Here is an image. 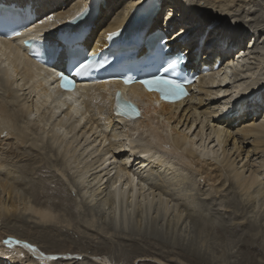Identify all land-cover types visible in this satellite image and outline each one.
Wrapping results in <instances>:
<instances>
[{
    "label": "bare ground",
    "instance_id": "obj_1",
    "mask_svg": "<svg viewBox=\"0 0 264 264\" xmlns=\"http://www.w3.org/2000/svg\"><path fill=\"white\" fill-rule=\"evenodd\" d=\"M5 1H14L21 4L25 2L32 3L33 6H35L36 13L38 15L37 21L44 19L47 14H54V21H61L75 8H79L81 2L84 0ZM148 1L149 0H101V3L98 5V13L93 17V28L87 39L95 37L100 40L103 32L111 29L112 27L123 24L125 18L122 15L125 16V11H128V9L132 8L134 4L137 5L139 2H141L144 6V4ZM161 1L162 4L160 6V10L153 18L143 22L141 26L147 27L148 32L152 31L154 28L162 29L160 20L164 14L161 13L167 9L166 15L170 16L167 17L169 18L167 23L169 26L171 25L172 28L169 29L168 27L163 33L169 38L168 43L171 42V46H178L181 49H193L195 46L199 45V42L202 40L203 44L199 47L201 50L200 53H202V56H199L201 63L211 66L215 62H218L217 69L214 72H208L203 79L198 81L196 89H194L191 97L185 98L182 100L183 102L180 101L174 105L159 104V106H153V103H156L153 99V94H142L138 87H131L128 93L143 98V110L141 116L134 121L126 122L121 119H117L113 115V101L110 97V92L113 88H111L110 85L96 84L93 86H81L72 93H60L56 86L57 80L54 78V71H50L49 69L32 61L25 54V51L19 44L12 41L0 40V218L4 221L5 225L10 223L12 219L22 222V214L27 213L28 217L35 222H32L34 223L32 229L33 231L36 229L38 237L45 238L46 236L43 232L47 235V228L57 232L62 228L68 227L70 224H68L69 222L65 221L64 218L56 219V213L59 212V207L67 201L64 197H62V194L59 195L61 193L59 183L56 182L54 184H50L42 177L44 175H48L49 177V175H54V173L61 174V172H64L66 169H78L81 165H84V169L81 167L79 170L80 173L77 175L78 177L76 176V179H83L91 171V169H96L95 171H97V173L92 176L91 180L93 179L92 181H94V184L98 186L103 181V179L101 180V177H98L101 173L107 178L110 173L114 171V169L116 170L115 175H111V177H109L110 181H108V188L105 186L107 188V194L103 203L104 205H109L108 207L112 210V214L109 216V222L112 229L124 233L126 231L131 232L132 228L135 227L129 226V216L131 213L133 214L136 210L140 213H142V210H147L149 212L151 211V208H154V216L164 218L167 213H169L170 209L167 203L168 199L165 198L164 195L169 197L170 201L177 198H173L174 194L170 193L166 189L168 187L165 188L164 185L161 183L158 184L157 181L154 180L153 170H148L146 171L147 173L144 172L145 175L142 171L136 170V164L140 163L143 165L146 161L155 165L159 164L160 166H166L171 163V161H169L170 159H175L177 161L176 165H178L175 166V172L177 171L176 177L179 181L185 177L186 180L191 183V177H189V175H197L202 177L210 187H214L218 184L219 187H222L227 183V187L230 186L242 192V194H246L245 200L247 203L250 201L253 202L257 195L264 196V72H260L256 75H254L255 72H251L249 79L252 83L246 86H243L240 83L236 84L233 86L235 88L234 93L231 94L228 99H225L223 95H221V93L228 90L230 83L232 85L239 80L237 79L239 74L236 73V68L234 69V81L228 74L230 70L227 71V74L224 73V70L229 63H231L230 65L233 64L232 61L235 60L233 59V56L235 53L237 54V51L244 52V50H241V44L243 41L242 38L244 37L242 33L244 32V28L240 25L234 28L228 26L224 28L213 26L215 23H213L211 19L201 17L196 15L195 12L187 10L191 8L186 7L185 4L181 2L184 0ZM220 1L222 0H219L218 4L216 3L217 0H206L205 4L213 6L214 9L221 10L222 12V10L227 9L228 4L233 3L232 0H226L221 3ZM215 4H217V8H215ZM227 10H229V8ZM225 11L226 10H224V12ZM178 15L180 16V19L175 21V18ZM211 15L218 16V13ZM178 23H180V29L176 30L175 26H177ZM162 24L164 25L165 23ZM45 25L44 30L46 31L47 28H52L54 26V22L49 23L46 21ZM209 26H213L212 31H214V33H212V36L207 35L204 37L205 33L208 32ZM171 30H175L172 32L174 33L172 34V37L170 36ZM181 31H183V33H187V37L182 36ZM255 32L258 35V31L255 30ZM52 34L53 33H48L46 37L49 38ZM180 38L184 41H180ZM258 39L259 37L257 36V40ZM260 48H262V46L260 47V45H258L255 41V43L246 47V52L254 53V50L257 49L255 52L257 53V56H254L260 59L261 56L264 55V49L260 50ZM193 59L194 53H191L189 55V63H185L187 64V68H193ZM223 68L224 70H222ZM262 69L260 71H262ZM261 73H263V77L258 79L257 77L260 76ZM105 89H107V91H105ZM68 96H72L73 99L71 101L67 100ZM230 101H232L234 105L232 110H228ZM211 104H216V108H209L208 106ZM74 106L76 108L75 113H73ZM79 107H81L83 111L79 109ZM200 107L203 108V110L201 109V112H199L201 113V116H204V119L207 118L206 121H208V123L211 122V124L208 125V133L206 132L208 128L204 130L205 126L204 128L202 126V120H204L203 118L199 121L201 124V126L199 125L200 128L198 130L196 129L195 135L193 136L188 135L189 131L185 133L181 132L180 129H178L180 130L178 131L174 128L180 123L181 119L184 121L186 120L185 128H192L197 121V117H195L197 116L195 114L196 109H199ZM57 109H59V111H57ZM177 119L178 121H176ZM170 121H176L174 123L175 126L173 124V128L171 126V128L169 127ZM232 122H240V124H242V126L239 125V129L235 132V134L237 133L242 135L240 142H243L245 145L249 144L251 148L249 150H252L253 154H260L262 156L260 160L261 162L258 166H256V168L246 169L247 171L249 170L248 174H244L246 171H243V169L239 171L234 164V160L237 158L238 160L236 163L241 162L243 159L242 157L239 158L241 156V151L231 160L230 158L232 155L227 158L225 153L226 148L223 147L224 144L226 147L228 138L233 141L231 150L235 149L234 152H236L241 146H236V139L230 131V128H223L220 126V124L232 126ZM48 134L50 135L48 136ZM69 135L72 136V139L66 141ZM46 137H49V140ZM122 137H124V139H126L125 141H128L129 144H132L130 147L139 145L138 147L141 148V152H153V158L156 163H153L148 158L144 160L142 155L140 157L143 161H141L140 159L135 158L131 152L130 160L127 156H125V160L128 159L130 162L125 163L124 160L122 161V158L124 157L122 149L123 143L121 142ZM95 139H98V148L95 147L94 143L97 142ZM211 140L215 141L216 145L214 147L211 145L208 146V142H212ZM210 144L214 145L213 142ZM217 146L218 148L214 150ZM91 147H95V150L89 151ZM101 147L105 148L102 151L103 153L101 152V154H99ZM110 147L114 148L115 153L110 151ZM124 147H126L125 144ZM197 149H200V151H197ZM109 153L110 157H107L106 155ZM205 153H207V155H205ZM218 153L222 154V157L217 158L216 156L220 155ZM245 153V158H247L249 151ZM74 154L76 157H74ZM212 154L215 155L216 162L211 164L212 162L208 163L206 160L204 161V158L207 156L211 155L213 158L214 155L212 156ZM51 155L55 157L49 161L51 162L52 167L50 169L47 166V163L48 157H51ZM13 159L18 160L17 163L20 162V164L13 163ZM109 159H112L111 163H109L110 167L112 165V169L106 168L107 165L104 166L106 161ZM86 161L87 165L84 164ZM149 163H146V166H148ZM260 165L262 166L257 170ZM245 166L246 164L243 163L240 168H245ZM98 170H100V174H98ZM126 173H131V176L136 177L135 189L131 187L133 184L131 176L124 175ZM157 174L156 176H158ZM34 176H36V178ZM120 177H122V179L124 178V181ZM137 177L141 180H138ZM34 179L35 182L33 181ZM117 179H121V186L118 190H113L112 184L115 183ZM79 182L81 183L82 181ZM169 182L171 183V180ZM124 183H127L130 186L127 192L123 189ZM155 184L160 185V187L158 185L156 186V188H159L160 191L159 193H156L158 196L157 199L152 197L148 198L149 196L140 197L139 189L141 190V193H144L142 188L146 189V186H155ZM32 190H34V192H32ZM133 190L137 193L135 200L132 196ZM82 191L83 190H80V193ZM117 192L119 193V200H117ZM32 193L33 197L30 199L32 195H27ZM83 193L84 191L81 194ZM45 197H48V200L44 199ZM192 202L186 201L184 209L190 211L188 218L190 221L196 223L198 221L197 216L194 215V211H196V208L194 207L196 206L194 204L192 205ZM181 214L177 212L174 214L172 218L174 225H177ZM153 220H155V217ZM91 222L92 224H95V222ZM201 223L200 225H202ZM245 224L250 227L249 223ZM148 225H145L146 229ZM88 226L91 227V225ZM108 230L110 229L108 228ZM140 230H142V228ZM26 232L27 230H24L22 234H19L13 229L8 228L6 230L4 229L2 232L4 234L0 233V238L4 236V239L0 244V264H7V262H14L13 264L36 263L31 261L32 258L29 259L23 257L25 261L20 259L22 253L20 248L22 245H7L4 243V241L8 238H12L13 240H20L28 243L32 242L31 244H35V242L29 240V236L27 235L28 232ZM136 232L142 233L144 231L138 232L137 229ZM154 232L159 234V231H156V229H154ZM145 234L146 233H144V235ZM25 239H27V241ZM260 245L261 244L256 243L252 237L247 238V240L241 244V247L248 252V255H251L253 250L256 253L261 252L264 246ZM7 248L11 249V251ZM187 248L188 250L192 248L193 251L192 244L190 248L189 246ZM23 250L24 249H22V251ZM100 250L102 249H99V251ZM41 252H43L45 256L51 255L47 253L46 250H37L36 252L29 253L34 254V257L38 254L41 258ZM191 252L189 253L191 254ZM72 253L73 252L68 253L70 254V257L73 255ZM75 255L79 254L76 253ZM94 256L96 255L94 254ZM192 256L195 258V256L198 255L194 252ZM189 257L190 256H186L187 260L191 263L206 264V261H200V259L194 260L192 257ZM128 261L129 260H127V263ZM43 262L44 264H56L52 260L48 259H46V262ZM242 262H248V264H264L253 261L250 257L246 256L245 253L244 257L241 258L237 264H241ZM39 263H41V260ZM96 263L104 264V262L101 263L98 261H96ZM70 264L73 263L70 262ZM85 264L91 263L87 262ZM113 264H116V262ZM173 264L178 263L173 261Z\"/></svg>",
    "mask_w": 264,
    "mask_h": 264
},
{
    "label": "rangeland",
    "instance_id": "obj_2",
    "mask_svg": "<svg viewBox=\"0 0 264 264\" xmlns=\"http://www.w3.org/2000/svg\"><path fill=\"white\" fill-rule=\"evenodd\" d=\"M225 1L226 0H224V1L222 0V1H220V3L225 2ZM232 1H233V3L228 4L227 9L229 8V10L224 9V10H226L225 12H224V10H222V12H221V10L214 9L213 6H208V4H205L206 0H199V1L198 0L197 1L196 0H192V1L184 0V1H181L182 3L185 4L186 7L191 8V9H187V10L193 11L196 13V15H199L201 17H206L208 19H211L213 21V23H215L213 26H216L219 28H224L226 26L234 28V27L240 25L244 28V32L242 33V35H244V37L242 38L243 41L241 44L242 45L241 50H244V52L243 51H237V54L235 53L233 56V59H235L232 61L233 66L230 65L231 63H229L228 66L230 67V69L228 66L226 67L225 70H224V68L222 69L225 71L224 73H226V74H227V71L230 70L228 72V74L230 75V78H232L233 81H234L233 76L235 73V71H234L235 68L237 70L236 73L239 74V77H237V79H239V80H237V82L233 83L232 85L230 83L228 90L223 93V97L225 99H228L231 96V94L234 93L235 88L233 86H235L236 84L240 83L243 86H246V85L252 83L249 79V75L251 74V72H255L254 75H256L260 72H264V55L263 56L260 55L262 60H261V58L258 59L257 57L254 56V55L257 56V53H255V52L259 48L255 49L254 53L246 52V47H248V45L255 43V41L258 45H260V47L262 46V48H260V50L264 49L263 48V46H264V43H263L264 42V0H232ZM216 3L219 4V0H217ZM203 4H205V5H203ZM191 5H193V6H191ZM215 5H216L215 8H217L218 7L217 4H215ZM237 7H239V8H237ZM252 7H254V8H252ZM233 9L235 10V12ZM164 13H167V9L162 11L161 14H164ZM214 13H218V16L217 15H211ZM179 19H180V16L178 15V16H176L175 21H177ZM234 20H239L241 22L240 23H233ZM249 21H250V23H248ZM213 26H209L208 32L205 33L204 37L207 35L212 36V33H214V31H212ZM175 28H176V30L180 29V23H178L177 26H175ZM255 30L258 31V35L256 34ZM181 35L184 37H187L188 34L183 33V31H181ZM257 36L259 37L258 40H257ZM180 41H182V38H180ZM249 42H251V43H249ZM199 56H202V53H199ZM237 56H239V57H237ZM261 69H262V71H260ZM238 70L241 72H239ZM260 77H263V73H261V75L258 76L257 78L259 79ZM232 87H233V89H232ZM235 94H237V93H235ZM218 104H219V101H218ZM229 104L230 105L228 106V110H232L233 109V103L231 102ZM205 107H207V106H205ZM208 107L209 108H216V104H211ZM263 107H264V105H263ZM201 109L203 110V108H201V107L199 109H196L195 114L197 116H195L193 114L195 117H197V121L195 123L196 127L192 130V132H188V135H190V136L195 135L196 129L198 130L201 126L199 121L202 120V118L204 119V116H201V113H199V112H201ZM35 119H36V117H35ZM206 119L202 120L203 122L202 121L201 122H202L203 128L205 126L204 130L206 128H208L206 130V132H207V131H209L208 125H210L211 122L208 123V121H206ZM210 119H212V118H210ZM176 121H178V119ZM176 121H174V122L170 121L169 127L171 126L173 128V124ZM185 122H186V120L184 121L183 119H181L180 123L176 125L177 127L174 124V126H175L174 128H176V130L180 129L181 132L187 133L188 128H185ZM239 125L242 126V124H240V122H237V123L232 122V126L226 125V124H220V126H222L223 128H226V127L230 128V131L232 132L234 138L236 139V146L241 145L242 147L240 146V148L236 152H234L235 149L231 150V148H232L231 145H232L233 141H231L232 139H230V138H228V141L226 142V147H225V144L223 145V142H222V145L224 148H226L225 153L227 155V158H229V156L232 155L230 158L231 160L235 157V155L237 153H240V151H241V153H240L241 156L239 158L242 157L243 159L241 160V162L236 163L238 160V158H237L236 160H234V164L236 165V167L238 168L239 171L243 169V171H246L244 174H248L249 170L247 171L246 169L256 168V166H258L259 163L261 162L260 160H261L262 156L260 154H253V151L249 150V149H251L249 144L245 145L243 142H240L242 135L237 134V133L235 134V132L240 127ZM188 127H189V124H188ZM235 128H236V130H235ZM184 129H185V131H184ZM180 130H178V131H180ZM232 130H234V131H232ZM49 135L50 134H48V136ZM71 137L72 136L69 135L68 138L66 139V141L71 140L72 139ZM47 139L49 140V137ZM125 140L126 139H124V137H122L121 142L123 143L122 149H123V155H124V157L122 158V161L124 160L125 163H129L130 162L129 160L131 159L130 158V152H131V154H133L135 156V158H138L141 161H143V159L145 160L148 158L153 163H156V161H154V158H153V155H154L153 152H151V151L145 152V153L141 152V148L138 147L139 145L133 144L134 147H130V146H132V144H129V142L125 141ZM95 141H97L96 143H94L95 147L98 148L97 147L98 139H95ZM212 142L214 143V145L210 144ZM212 142L209 141L208 146L211 145L212 147H214L216 145L215 141H212ZM124 144L126 147H124ZM95 147H91L89 151L95 150ZM104 148L103 147L100 148L99 154H101V152L103 151ZM217 148H218V146L215 149L214 148H211V149L216 150ZM109 149H110V151H112V153L113 152L115 153L114 148L110 147ZM247 150L249 151V153L247 155V158H245L246 157L245 152H248ZM219 152H220V150H219ZM218 154H220V153H218ZM141 155H142L143 159L140 157ZM213 155L214 154H212V156ZM106 156L110 157V153L107 154ZM125 156H127L129 158V160L128 159L125 160ZM54 157L55 156H53V155H51V157H48V163H47L48 165L47 166L50 169L52 167H51V162H49V161H50V159H54ZM74 157H76V155ZM131 157H132V155H131ZM216 157L217 158L222 157V154H220L219 156H216ZM216 157L214 155L212 158L210 155V156H207L206 158H204V161L206 160V162H208V163L212 162L211 164H213L214 162H216L215 161ZM14 161H16V162H14ZM87 161H89V160H87ZM87 161L84 164H86ZM91 161H93V160H91ZM111 161H112V159L107 160L106 164L104 166L107 165L106 168L112 169V165H111V167L109 165V163H111ZM169 161H171L170 164H167L169 166H167V165L166 166H163V165L160 166L159 164L155 165V164H152L151 162H150L151 163L150 164L148 161L144 162L143 165H141L139 163V164H136V166H135L137 168L136 170L142 171L144 175H145V173H147L146 171H148V170L152 171L153 170L154 180L157 181L158 184L161 183L162 185H164L165 188L168 187L166 189L170 193L174 194L173 198L177 197L176 199L170 201L169 200L170 198L164 195V197L168 199V201L167 200L166 201H167L169 208H170L169 213H167V215L164 218L159 217V216H154L155 215V214H153V212L155 211V210H153L154 208H151L150 209L151 211H149V212L147 210H144L145 212L142 210V213L137 212V210H136L134 212L135 214L131 213L129 216L130 217L129 220L131 221V222L129 221V226L130 227L135 226L132 228L131 232L126 231L124 233L121 231L113 230L112 226L109 222L110 221L109 216H111L112 210H111V208L108 207L109 205H104L103 200L106 198V194H107L106 190L109 186L108 181H110L109 177H111V175H115L116 170L114 169V171H112V173H110V175L107 178H106V176H104L100 172V170H98V172H99L98 174L101 173V175L98 177H101V180L103 179L102 183L98 186V185L94 184V181H92L93 179L91 180L92 176L97 173V171H95L96 169H91V171L83 179H79V178H78V180L76 179V176L79 175V173H80L79 170L81 169V167H82V169H84V165H81L78 169L77 168H72L69 170L66 169L64 172H61V174L60 173H54V175H49V177H48V175H46L47 177L45 175L42 177L43 179H45L46 182H48L50 184H54L56 182L59 183V185H60L59 188H60V192H61L59 195L62 194V197H64L67 201L65 202V204H63L59 207V212L56 213L57 214L56 219L57 218H60V219L64 218L65 221H68L69 222L68 224H70L68 227L62 228L57 232L55 230H51V229L47 228L46 229L47 235L45 234V232H43V234L46 237L41 238V237H38V233H37L36 229L34 231L32 229L34 226V223H35L34 220L30 219L28 217L27 213H25V214H22V216H21L22 222H19V221L12 219L10 221V223L5 225L4 221H2L0 218V233H2L4 231V229L6 230L8 228L13 229L15 232H17L19 234H22L24 230H27L28 233L27 232L26 233L29 236V240L35 242V244H33V245L36 246L37 250H40V251L46 250L47 253H49L51 255H55L56 257H58L56 260H52L56 264H70V262L73 264H77V263L78 264H85L87 262L91 263V264H97L96 261L101 262V263L104 262V264H111V263L113 264L115 262H116V264H141V263L142 264H173V261H175L178 264H194V263H191L190 261H188L186 256L187 257L190 256L194 260L200 259V261H204V262L206 261V264H237V262L241 258L244 257V253L246 254V256L250 257L253 261H256L258 263L259 262L264 263V247L260 253H256L253 250L251 255H248V252H246L241 247V244L244 243L247 240V238H252V237H253V240L256 241V243L264 246V204H262V203H264V201H263L264 196L257 195L255 197V199L253 200V202L250 201L249 203H247V201L245 200L246 194H242V192H240L237 189H234L230 186L227 187V183L222 187H219V184L214 186V187H210L207 185V183L203 180L202 177L197 176V175H195L196 177L194 175L193 176L189 175V177H191V183H189L185 177L183 179L181 178L182 180L179 181L176 177L177 171L175 172V166H178V165H176L177 161L175 159H170ZM17 162H18V160L13 159V163L20 164V162L19 163H17ZM146 163H149L148 166H146ZM243 163L246 164L247 168H246V166H245V168H240V166ZM262 165H260L257 168V170ZM159 172H161V173H159ZM156 174L158 176H156ZM173 174H175V175H173ZM52 176H53V178H52ZM34 177L36 178V176H34ZM174 177H176V178H174ZM120 178H122V177H120ZM148 178H149V176H148ZM122 180L124 181V178ZM138 180H141V179L138 178ZM148 180H150V179H148ZM170 180H171V183L169 182ZM33 181L35 182V179ZM79 181H82L81 182L82 184ZM90 182H92V183H90ZM158 184H155V186L149 185L150 187L146 186V189L142 188L144 193H141V190L139 189L140 197H143V196L148 197L149 196L148 198L152 197L154 199H157L158 196L156 195V193L160 192L159 188H156V186ZM158 186L160 187V185H158ZM73 189H75V191H73ZM170 189H171V191H170ZM80 190H83L85 194L84 193L81 194L83 191L80 193ZM215 190H216V192H215ZM32 192H34V190H32ZM27 196H31L30 199H32L33 193L29 194ZM44 199L48 200V197H45ZM186 201H191V202L193 201L192 205L194 204L196 206V207H194V208H196L195 209L196 211H194L195 212L194 215L197 216V220H198L196 223L193 221H190V219L188 218V216H189L188 214L190 211H187L184 209V205H185ZM182 203H184V204H182ZM61 208L63 211L61 210ZM97 209H99V210H97ZM122 209H124V208H122ZM182 209H184V210H182ZM178 210H179V212H178ZM122 211H124V210H122ZM176 212L180 213V214L182 213V214H181V217H180L177 225H174V223L172 222V218H173L174 214H176ZM64 214H65V216H64ZM151 217H153V218H151ZM154 217H155V220H153ZM90 219H91V221H93V223L95 222V224H92ZM32 222H34V223H32ZM152 222L155 224H153ZM103 223H104V225H103ZM132 223H133V225H132ZM200 223L202 225H200ZM245 223H249L250 227L247 226V224H245ZM138 224L141 226H139ZM88 225H91V227ZM145 225H148L147 229H146ZM144 226H145V228H144ZM236 226H237V228H236ZM108 228L111 231L108 230ZM141 228H142V230H140ZM137 229H138V232H142V231H144V232L137 233L136 232ZM154 229H156V231H159V234L158 233L156 234V232H154ZM123 231H125V230H123ZM135 232H136V234H135ZM144 233H146V234L144 235ZM252 233H253V235H252ZM2 234H4V233H2ZM52 234L54 235V237ZM55 235H57V236H55ZM184 235H187V236H184ZM28 236H27V238H28ZM3 239H4V236H2V238H0V244L3 241ZM25 240L27 241V239H25ZM72 241H73V243H72ZM30 243H32V242H30ZM191 244L193 247V251L196 252V254L198 255V256H195V258H194V256H192L194 252L192 251V248H190ZM187 245L190 248L189 250L187 248L188 247ZM22 247L20 248V251L23 253V257H26L29 259L32 258L33 260L31 259V261L36 262L34 264H44L43 261L46 262V259H44L42 257L40 258L38 254H36L34 257L33 256L34 254L27 252L28 250L24 249ZM7 249L9 251H11V249H9V248H7ZM22 249H24V250L22 251ZM63 249H64V251H63ZM99 249H102V250H100L101 252L99 251ZM135 250H137V251H135ZM188 251L189 252L192 251L191 254ZM69 252H73L72 253L73 257L69 256L70 255V254H68ZM76 253L79 255H75ZM188 253H189V255H188ZM94 254L96 256H94ZM106 257H107V259H106ZM20 259L22 261H25L23 258H20ZM115 259H116V261H115ZM40 260H41V263H39ZM127 260H129L128 263H127ZM37 261H38V263H37ZM9 263L13 264L14 262H7V264H9ZM20 263H21V261H20ZM241 264H248V262H242Z\"/></svg>",
    "mask_w": 264,
    "mask_h": 264
},
{
    "label": "snow or ice",
    "instance_id": "obj_3",
    "mask_svg": "<svg viewBox=\"0 0 264 264\" xmlns=\"http://www.w3.org/2000/svg\"><path fill=\"white\" fill-rule=\"evenodd\" d=\"M91 5H86L81 8L74 16L70 17L69 21H65L64 23L78 21L81 18H86V13H89ZM132 7H135L133 5ZM3 15V10H0V16ZM171 15V14H170ZM53 23L54 26L52 28L47 29L45 32L38 34L34 39L39 43L41 51L36 53L37 57H43V63L48 64L55 70V64L51 63L52 60H63L66 67L61 69L57 73V77L60 81L59 87L67 92L74 91L76 87L75 77H88V74L91 70L104 67L105 64L108 63L106 59L102 61H97L94 59L95 53L89 54L85 51L83 54L80 52V48L78 43L72 38H65L62 41L60 46L53 45L50 43H45L44 37L49 33L56 30L57 27L62 23L61 21H54V14H47L44 19L39 21L40 24H44L45 22ZM239 20H234L233 23H240ZM2 23V20H0ZM250 23V21L248 22ZM29 32L32 31L31 28L27 29ZM121 29H117L116 31H111L107 33L106 39L108 41H112L113 38L118 37ZM11 35L13 37H19L22 35L21 32L12 30ZM158 55V62L154 63L155 70L153 72L145 74L142 78H132L128 76H119L113 78H105L101 80H96L94 83L109 85L117 82V80H121L125 85H129L131 83L138 82L143 89L148 93H155L158 95L159 99L156 101V105L159 106L161 102L167 103H175L185 96H187L188 92L186 89V85L190 83L187 76L181 75L177 76L178 65H181L183 57H178L176 59H168L166 58V54L164 53L163 46L160 48ZM70 65V66H69ZM171 72V74H169ZM107 91V89H105ZM223 95V93H221ZM73 99L72 96H68L67 100L71 101ZM63 106V105H61ZM59 111V109H57ZM76 108L73 107V113H75ZM113 111L116 116L124 117L128 120H135L136 118L141 116L140 109L130 101L124 100L121 96L119 90L115 93V105ZM196 127L193 125L192 128L188 129L189 132ZM200 151V149H197ZM207 155V153H205ZM124 175L131 176V173H126ZM122 179V178H121ZM121 179H117L115 183L112 184L113 190H118L121 186ZM133 181L132 188L136 187V177L131 176ZM129 184L124 183L123 189L125 192L129 190ZM75 191V189H73ZM133 199L135 200L137 197L136 191H132ZM117 200H119V193L117 192ZM126 227V225H125ZM7 245H22L24 249H27L28 252H36L37 248L31 243L13 240L12 238H8L4 241ZM41 257L48 260H56L57 257L54 255L45 256L43 252H41ZM21 258H23V253H21Z\"/></svg>",
    "mask_w": 264,
    "mask_h": 264
}]
</instances>
